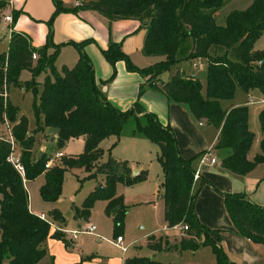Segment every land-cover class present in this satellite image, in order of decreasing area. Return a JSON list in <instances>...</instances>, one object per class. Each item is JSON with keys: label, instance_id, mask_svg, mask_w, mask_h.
Returning <instances> with one entry per match:
<instances>
[{"label": "trees", "instance_id": "obj_1", "mask_svg": "<svg viewBox=\"0 0 264 264\" xmlns=\"http://www.w3.org/2000/svg\"><path fill=\"white\" fill-rule=\"evenodd\" d=\"M229 1L96 0L89 2L87 8L107 18H135L144 22L143 52L164 57L163 61L140 69L130 62L119 45L111 44L102 50L104 59L113 68L107 82L115 77V64L123 61L128 71L147 78L153 91L162 94L170 103L185 107L197 122L204 121L216 128L218 136L214 148L228 151L220 161L221 167L229 173L246 176L264 163V110L259 115L261 154L249 160L253 135L248 128L247 106L229 103L238 89L245 94L258 91L264 97V64L260 65L264 61V51L253 50L255 42L264 34V0H253L247 9L231 12L220 26L214 15ZM53 3L52 18L63 10L60 0H53ZM7 6L8 2L0 0V15ZM12 14L13 28L18 14ZM186 39L193 42L186 58L208 60L205 84L195 76L185 75L181 69L169 80L158 81L163 73L180 62L177 54ZM75 46L78 60L70 69L63 67L61 74L56 72L54 65L59 46L52 44L49 37L44 46L34 48L25 35L11 32L7 51L0 54V124L7 121L12 125V136L22 153L24 180L44 175L40 196L44 202L52 203L61 196L67 170L82 169L89 179L104 176V185L89 193L76 214L86 218L96 200L106 201L105 214L113 215L114 230L118 231L126 210L122 198L115 193L116 184L132 186L144 176L133 177L125 163L114 159L100 163L99 145L108 137H119L124 125L133 119V134L156 144L160 150L157 160L164 177L161 190L166 228L187 227L179 247H172L165 239L151 235L147 238L148 250L195 252L208 246L215 256L214 264H235L220 247L218 232L210 231L196 218L194 204L198 189L194 191L193 160L180 155L171 128L163 126L152 113L143 111L138 116V104L127 111L112 106L96 83L92 62L83 51L84 43ZM231 49L235 50V61L227 56ZM219 50H224L225 54H219ZM34 54L38 56L36 60L32 58ZM25 70L30 72L31 79L22 85L19 77ZM41 74L45 77L38 90L37 78ZM22 86L33 96L36 130L42 129L40 121L43 128L54 130L58 147L70 139L82 138V153L63 158L61 166L52 165L49 169H45L49 158L44 154L32 160L34 139L28 136V121L19 116L18 107L7 98L10 88ZM9 153V143L0 141V264H38L46 254L43 244L50 227L30 212L23 178L6 161ZM223 197L226 212L237 232L264 248V207L241 192ZM51 214L53 218H60L55 209ZM209 233L216 235L215 241L209 239ZM125 263L162 264L148 258L126 260Z\"/></svg>", "mask_w": 264, "mask_h": 264}, {"label": "crops", "instance_id": "obj_2", "mask_svg": "<svg viewBox=\"0 0 264 264\" xmlns=\"http://www.w3.org/2000/svg\"><path fill=\"white\" fill-rule=\"evenodd\" d=\"M3 1L8 2L7 8L3 11L6 14L5 16L9 15L13 18L12 12L18 14L13 28L12 23L6 27L1 24L3 27L1 30L7 34L8 43L11 32L25 35L30 45L34 48L44 46L49 37L52 44L59 46L57 59L61 58L64 52H70L69 55L72 57L71 61L74 65L79 56L75 44L84 43L83 51L92 62L96 83L106 100L112 106L120 111H127L138 104L139 110L137 112H140L138 116H141L143 111L154 114L163 126L171 128L180 155L186 160H193L192 166L194 169L198 165L197 157L209 148L214 149L217 155V163L212 167L202 168L200 179L194 183V191L198 189L194 204L196 218L200 224L210 231L218 232L219 245L230 262L235 264H264V248L242 237L237 232L226 212L223 197L224 194L241 192L255 204L264 207V164L257 166L246 176L235 175L224 170L221 167L220 161L228 151L216 150L214 148L218 130L210 125H208V128H204L201 125L197 126L185 107L170 103L162 94L153 91L149 86L148 79L142 77L137 72L128 71L123 61L115 64V77L110 82H107L112 75L113 68L104 59L102 50H106L111 44L119 45L122 52L137 68H147L155 64V62H152V56L146 55L143 52L146 35L144 22L135 18H107L98 12L88 9L87 4L96 0H60L63 10L53 18L55 10L53 0ZM76 2L80 4L78 7H75ZM252 2L253 0H230L215 13V20L217 21L221 18V21H223L221 26H223L228 14L233 11H243ZM240 3L244 4V8L238 7ZM225 8L228 9L223 11ZM9 27L11 28L9 29ZM191 51L192 47L189 53ZM218 53L225 54V51L219 50ZM163 60L164 58L161 57L160 61ZM167 80L169 78H160L158 81ZM16 88H20L23 92H26L24 87ZM16 88L12 87L9 89L7 93L8 100L11 89ZM254 93L260 94L258 91H252L245 95L250 96ZM19 116H24L20 109ZM203 123L205 122L203 121ZM40 127L42 128L41 130H36L37 126L31 130L29 129L28 122V136L34 139L35 135L43 134L47 139L46 143L55 144L57 138L56 132L42 126ZM202 127L203 129H200ZM76 139L80 140L83 146V139ZM47 149V145H42L40 147V155L47 154ZM31 153H33V147ZM55 154L53 158L50 157V160H48L51 161L52 165H54L55 159L58 160V158H55ZM63 156L62 154V158ZM248 159L251 160L249 154ZM141 171L139 169L137 175ZM103 185L104 182H102L101 186ZM159 194L162 196L161 186ZM60 202L61 197L57 200V204ZM29 210L33 214L30 205ZM55 210L58 211V208H55ZM91 210L89 216L91 215ZM50 215L51 221L49 222L53 226H49V235L43 244L46 254L38 264H90L95 260L96 256L93 254L84 257L83 254L76 253L80 248L76 242L77 235L82 233L77 234L75 240H73L71 234L72 231H80L89 226V216L84 218L76 214L77 227L75 229H68L64 226V218H53L51 213ZM81 224L84 225L80 226ZM126 247L127 250L122 255L127 253L129 246ZM208 248L209 251H206V261L208 264H214L215 256L210 247H202L192 253H200ZM126 260L123 258L122 264H126Z\"/></svg>", "mask_w": 264, "mask_h": 264}, {"label": "rangeland", "instance_id": "obj_3", "mask_svg": "<svg viewBox=\"0 0 264 264\" xmlns=\"http://www.w3.org/2000/svg\"><path fill=\"white\" fill-rule=\"evenodd\" d=\"M238 7L244 8V4L240 3ZM227 9L225 8L223 11ZM5 15V13L0 15V54L7 51L8 48L7 34L1 30L3 28L1 26L2 18ZM216 22L220 26L223 24L221 18ZM192 45L191 39H186L183 42L177 54V57L181 58L180 62L169 71L163 73L160 78L170 79L176 74L178 69H181L185 75L195 76L205 84L208 60L204 57L195 59L186 58ZM253 50L255 52L264 51V34L255 42ZM69 53L64 52L61 58H56L57 60H55L54 65L57 73L61 74L63 67L70 69L74 66ZM227 56L229 59L235 61V50L231 49L227 51ZM161 57L163 56H152V62H159ZM194 64L197 66L196 68L193 67ZM44 77L45 74H41L37 78L39 82L38 90L41 88ZM30 79L31 74L26 70L19 77L22 85ZM263 99L264 97L261 94L254 93L246 96L244 92L238 89L234 99L229 103L237 106L246 103L248 109V128L253 135V142L249 151L251 160L261 154L260 142L262 135L259 115L264 110V103L261 102ZM9 100L13 106L20 109L21 113L28 119L29 129L33 130L36 127V122L32 110V93L28 90L23 92L20 88L11 89ZM194 122L197 126L201 125L204 128H208V125L203 123V121L197 122L194 120ZM39 126H43L42 121L39 122ZM10 127H12L11 124ZM203 127L200 129H203ZM133 129L134 121L130 119L124 125V129L119 137L111 136L103 140L99 145L102 151V157L99 162L105 163L109 159H114L125 163L131 169V175L134 170H142L140 174L144 176V179L132 186L116 184L115 193L122 198L123 209L126 210L122 226L118 231L114 230L113 215L107 216L105 214L106 201L96 200L94 202L91 215L88 219V225L94 226L95 232L91 235L86 233L77 235L76 242L80 248L76 253H81L84 257L91 254L95 255V260L90 264H122L123 258L127 260L148 258L159 261L162 264H208L206 261V251H209V248L200 253L168 252L164 250L152 253L148 250L147 237L150 235L165 239L168 245L172 247H179L181 237L178 230L167 229L164 220L163 199L159 194V188L164 177L161 165L157 160L160 150L156 144L142 136L133 134ZM7 135L8 132L4 125L0 124V137L6 138ZM46 141L47 139L43 134L35 135L33 153H31L33 161L40 158V147L42 145H47L48 147L47 154L44 155L49 160L50 157H54L56 152H61L64 155L63 158H72L78 156L83 150L82 143L78 139L68 140L61 147L50 142L46 143ZM63 158L55 159L53 166H61ZM102 182H104L102 175H98L96 179H89L87 173L82 169L67 170L64 174V183L60 196L61 202L59 204H57V201L51 203L42 200L40 189L44 184V175L34 180H25L24 187L27 191L30 209L33 214L39 216L41 212H44L47 221H51L50 213L53 209L58 208L60 217L64 218V226L68 229H75L77 227L75 220L77 210L89 193L96 187L101 186ZM98 183L99 185H97ZM82 225L84 224L80 226ZM118 237L123 240V247L129 246L125 255H122L121 248L116 245ZM209 239L215 241L216 235L209 233Z\"/></svg>", "mask_w": 264, "mask_h": 264}, {"label": "built area", "instance_id": "obj_4", "mask_svg": "<svg viewBox=\"0 0 264 264\" xmlns=\"http://www.w3.org/2000/svg\"><path fill=\"white\" fill-rule=\"evenodd\" d=\"M80 4L79 2H76L75 7H78ZM12 23V18L11 16H4L2 18V24L4 25V27H6L7 25ZM10 33V30H9ZM11 34V33H10ZM37 55L34 54L33 55V60L37 59ZM194 68H196L197 66L194 64L193 66ZM262 103H264V99L261 101ZM6 131L8 132V135L6 138L4 137H0V141L9 143L10 145V153L6 159V161L14 168V170L23 178L24 180V174H25V169L22 163V153L19 149V146L17 144V142L15 141V139L12 136L11 133V127L10 124L5 121L3 123ZM55 158L61 159L62 158V154L61 153H56L55 154ZM197 168L194 171L193 174V182H197L200 179V174H201V169L204 167H212L217 163V155L214 152V149L209 148L206 151H204L201 155H199V157L197 158ZM52 166L51 161H47L45 164V169H49ZM40 220L46 222L49 226H53L49 221H47L46 219V215L44 213H41L39 216H37ZM173 229L178 230L180 232V237L184 238L185 237V232L187 231V227L184 225H179V226H175ZM63 232H67V231H63ZM95 232V227L92 225L87 226L86 228L80 230V231H72V238L73 240L76 239V235L79 233H86V234H94ZM122 239L120 237L117 238L116 240V245L119 246L121 248L122 253H125L127 250V247H123L122 246ZM74 246H76L74 244Z\"/></svg>", "mask_w": 264, "mask_h": 264}, {"label": "water", "instance_id": "obj_5", "mask_svg": "<svg viewBox=\"0 0 264 264\" xmlns=\"http://www.w3.org/2000/svg\"><path fill=\"white\" fill-rule=\"evenodd\" d=\"M264 64V61H262L261 63H260V65H263ZM137 173H138V171L137 170H134L133 172H132V176L133 177H135L136 175H137ZM101 187V186H100Z\"/></svg>", "mask_w": 264, "mask_h": 264}]
</instances>
